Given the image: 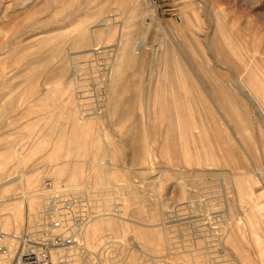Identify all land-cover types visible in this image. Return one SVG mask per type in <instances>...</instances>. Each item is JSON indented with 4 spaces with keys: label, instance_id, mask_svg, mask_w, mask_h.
I'll list each match as a JSON object with an SVG mask.
<instances>
[{
    "label": "rangeland",
    "instance_id": "obj_1",
    "mask_svg": "<svg viewBox=\"0 0 264 264\" xmlns=\"http://www.w3.org/2000/svg\"><path fill=\"white\" fill-rule=\"evenodd\" d=\"M61 217L58 264H264V0H0V264Z\"/></svg>",
    "mask_w": 264,
    "mask_h": 264
},
{
    "label": "built area",
    "instance_id": "obj_2",
    "mask_svg": "<svg viewBox=\"0 0 264 264\" xmlns=\"http://www.w3.org/2000/svg\"><path fill=\"white\" fill-rule=\"evenodd\" d=\"M68 218H58L49 224L50 238L45 243H25V248L20 249L16 257L10 264H58L53 256L51 249H64L74 246V228ZM10 234L0 231V253H6L8 248L6 239Z\"/></svg>",
    "mask_w": 264,
    "mask_h": 264
},
{
    "label": "bare ground",
    "instance_id": "obj_3",
    "mask_svg": "<svg viewBox=\"0 0 264 264\" xmlns=\"http://www.w3.org/2000/svg\"><path fill=\"white\" fill-rule=\"evenodd\" d=\"M78 147H79V145H78ZM71 151H72V150H71ZM72 153H73V152H72ZM65 155H67V154H65ZM70 156H71V152H70ZM244 180H245V181H248L249 179H244V178H243V179H242L243 183H245ZM240 181H241V180H239V182H240ZM33 182H34V181H33ZM37 182H38V181H37ZM240 184H241V183H240ZM25 190H27V189H25ZM25 190H24V191H25ZM68 190H71V189L68 188ZM72 190H73V189H72ZM51 191H52V192H57V191H59V189L56 188V187H53V188L51 189ZM43 194H44L43 189H41V191H37V192H36V191H35V192H33V191L31 192V191H30L29 193H28V192H27V193L24 192V195H25V196H24L23 199L25 200V198H26V199H27V198H28V199H31L32 197H38V196L40 197V195H43ZM45 194H46V192H45ZM45 194H44V195H45ZM22 197H23V196H22ZM25 201H26V200H25ZM28 201H29V200H28ZM28 201H27V202H28ZM33 201H34V200H32V204H33ZM35 202H36V201H35ZM35 202H34V203H35ZM35 204H36V203H35ZM35 206H36V205H35ZM53 208H54V207H53ZM54 210H55V209L50 210V211H54ZM56 211H57V209H56ZM56 211H55V212H56ZM51 213H52V212H51ZM60 213H61V212H60ZM49 214H50V213H49ZM59 215H60V214H59ZM61 216H62V215H61ZM84 229H85V228H84ZM86 231H87V230H86ZM75 232H76V231H75ZM84 233H85V232H84ZM90 233H91V228H90V230L88 231V233H85V234L88 235V236H90V235L92 236V233H91V234H90ZM83 237H84V235H83ZM14 238L17 239V236H15V237L12 236V237H10L9 239H8V238L6 239V245H7V248H8V249H10V248L12 247V245H14V244H12V241H13ZM86 238H87V237H86ZM89 238H90V237H89ZM90 239H91V238H90ZM18 240H19V239H18ZM89 241H90V240H89ZM60 251H63V250H60ZM55 252H56V251H55ZM61 253H63V252H61ZM1 254H2V253H0V255H1ZM10 259H12V258H10ZM54 260H55V259H54Z\"/></svg>",
    "mask_w": 264,
    "mask_h": 264
}]
</instances>
